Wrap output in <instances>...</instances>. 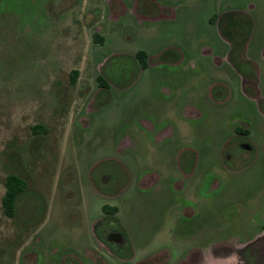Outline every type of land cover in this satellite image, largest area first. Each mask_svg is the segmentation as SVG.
<instances>
[{
    "label": "rangeland",
    "instance_id": "374dc122",
    "mask_svg": "<svg viewBox=\"0 0 264 264\" xmlns=\"http://www.w3.org/2000/svg\"><path fill=\"white\" fill-rule=\"evenodd\" d=\"M263 29L264 0H0V264H264Z\"/></svg>",
    "mask_w": 264,
    "mask_h": 264
},
{
    "label": "trees",
    "instance_id": "16d2710c",
    "mask_svg": "<svg viewBox=\"0 0 264 264\" xmlns=\"http://www.w3.org/2000/svg\"><path fill=\"white\" fill-rule=\"evenodd\" d=\"M226 20V21H225ZM222 20L221 23L223 25H226V22L228 24L227 19ZM222 25V27H224ZM227 26V25H226ZM225 26V27H226ZM229 34H227V37ZM231 44H232V51L233 53H236V50L238 49V46L236 43L232 41L231 38ZM138 65L141 69H146L148 67V55L145 52H139L135 56ZM242 70V68H241ZM79 78V71H73L71 73V83L73 85L76 84L77 80ZM99 85L101 88L108 87V83L106 79L101 75L99 76ZM34 134H47L48 130L45 126L37 125L32 128ZM236 132L239 134H244L243 131L240 128H236ZM4 187H5V193L2 198V208L3 212L6 217L13 219L16 216L17 213V204L20 196L26 192V190L29 187V183L19 175H17L15 172H10L4 181ZM117 209L114 207H109L108 205L103 206V211L105 214H114ZM248 254L249 257H252L255 262H263L264 263V243L257 242L255 245L249 246L245 251L244 254Z\"/></svg>",
    "mask_w": 264,
    "mask_h": 264
},
{
    "label": "crops",
    "instance_id": "0c3cea01",
    "mask_svg": "<svg viewBox=\"0 0 264 264\" xmlns=\"http://www.w3.org/2000/svg\"><path fill=\"white\" fill-rule=\"evenodd\" d=\"M263 30H264V29H263ZM263 46H264V45H263ZM262 54H263V55H262V58L264 59V50H263V53H262ZM247 68H248V67H246V69H247ZM246 69H242L244 73L247 72ZM253 87H254V85H253ZM256 90H258V86L256 87ZM192 113H193L192 110H191V111L184 112V114H183L182 117H184V118H186V117L190 118V117H191V118H192ZM173 133L175 134L174 129H171V130L167 131V132L165 133V135H164L161 139H158L157 143H158V144L170 143V142H167L166 140H167V139H170V137H172Z\"/></svg>",
    "mask_w": 264,
    "mask_h": 264
},
{
    "label": "flooded vegetation",
    "instance_id": "af4514ba",
    "mask_svg": "<svg viewBox=\"0 0 264 264\" xmlns=\"http://www.w3.org/2000/svg\"><path fill=\"white\" fill-rule=\"evenodd\" d=\"M240 143H241V148L251 146L252 150L255 149L254 146L248 142H240ZM127 242L128 241L126 239H123L122 241L115 240V242H110V243L113 244L115 247H117V249L124 250L127 248Z\"/></svg>",
    "mask_w": 264,
    "mask_h": 264
},
{
    "label": "water",
    "instance_id": "95a60500",
    "mask_svg": "<svg viewBox=\"0 0 264 264\" xmlns=\"http://www.w3.org/2000/svg\"><path fill=\"white\" fill-rule=\"evenodd\" d=\"M244 149L251 151L252 148L251 146L248 147H244ZM110 242H115L116 241H122L123 239H125V237L121 234V233H117V232H112L109 237H108Z\"/></svg>",
    "mask_w": 264,
    "mask_h": 264
}]
</instances>
